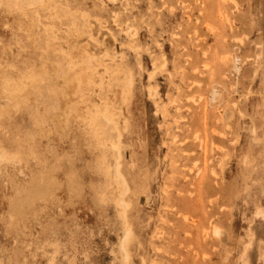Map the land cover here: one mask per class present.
<instances>
[{
  "label": "rangeland",
  "instance_id": "rangeland-1",
  "mask_svg": "<svg viewBox=\"0 0 264 264\" xmlns=\"http://www.w3.org/2000/svg\"><path fill=\"white\" fill-rule=\"evenodd\" d=\"M0 264H264V0H0Z\"/></svg>",
  "mask_w": 264,
  "mask_h": 264
},
{
  "label": "bare ground",
  "instance_id": "bare-ground-1",
  "mask_svg": "<svg viewBox=\"0 0 264 264\" xmlns=\"http://www.w3.org/2000/svg\"><path fill=\"white\" fill-rule=\"evenodd\" d=\"M34 1H35V0H34ZM36 1H38V0H36ZM41 2H42V1H41ZM57 6H59V5H57ZM106 116H107V115H104V117H106ZM107 117H108V116H107ZM105 119H106V118H105ZM109 119H110V118H109ZM109 124L111 125V127H112L113 129H115V127H116V126H115V122L109 120ZM212 130H213V129H212ZM113 147H114V146H113ZM110 148H112V147H110ZM114 148H115V147H114ZM115 150H116V148H115ZM115 150H114V151H115ZM118 158H119V157H118ZM118 158H117V159H118ZM106 164H107V163H106ZM119 165H120V163H116V164H115V166H116L117 169H119ZM115 166H114V168H115ZM116 168H115V170H116ZM107 169H108V168H107ZM109 169L111 170V168H109ZM109 169H108V171H107V174L109 173ZM117 172H118V170H117ZM114 174H115V173H114ZM117 174H118V173H117ZM120 176H121V175H120ZM114 177H115V175H114ZM114 177H113V178H114ZM121 177H123V176H121ZM115 178H116V177H115ZM120 180H121V178H120ZM121 182H122V181H121ZM122 185H123V183H122ZM126 191H127V190H126ZM126 191H125V192H126ZM120 203H121V204H120ZM118 204L123 205V201L120 200V201L118 202ZM124 216H125V215H124ZM123 218H124V217H123ZM126 223H127V222H126ZM126 232H127V233H126ZM126 232H125V233H126V236H129L130 233H131L130 231H126ZM217 232H218V231H217ZM126 236H125V239H126V238L129 239V237H126ZM123 239H124V238H123ZM125 239H124L122 242H120V243H121V250H122L121 252H123L125 258H128L129 254H128L127 250H126V245H125L127 239H126V240H125ZM121 240H122V239H121Z\"/></svg>",
  "mask_w": 264,
  "mask_h": 264
}]
</instances>
